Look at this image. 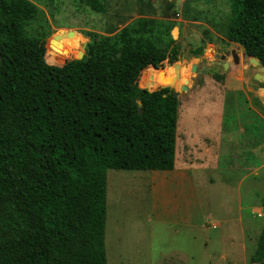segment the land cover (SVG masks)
I'll use <instances>...</instances> for the list:
<instances>
[{"label":"trees","instance_id":"obj_1","mask_svg":"<svg viewBox=\"0 0 264 264\" xmlns=\"http://www.w3.org/2000/svg\"><path fill=\"white\" fill-rule=\"evenodd\" d=\"M39 13L0 0V264H109L107 170L176 165L179 94L165 86L179 63L159 67L179 51L139 18L82 59L67 61L79 44L61 32L46 60L44 34L27 30ZM227 37L264 66V0H232ZM252 260L264 262V228Z\"/></svg>","mask_w":264,"mask_h":264},{"label":"rangeland","instance_id":"obj_2","mask_svg":"<svg viewBox=\"0 0 264 264\" xmlns=\"http://www.w3.org/2000/svg\"><path fill=\"white\" fill-rule=\"evenodd\" d=\"M30 1L40 13L27 30L30 35L44 34L46 60V48L57 33L64 32L68 44L66 33L73 31L80 37L78 51L86 52V42L114 36L139 18L152 20L155 34L169 50L178 48L180 78L185 72L179 85H187L188 90L170 82L179 94L180 129L194 127L191 115L199 111L213 114V120L214 115L224 114L226 130L238 141V146L229 144L218 168L202 156L203 147L198 151L201 160L190 164L187 143L184 158L177 152L183 162L178 168L187 169L190 177L182 187L174 183L173 171L108 169L105 240L109 264H264L252 260L264 228V134L261 152L258 141L255 148L251 137L239 135V125H245L249 133L257 121L247 118L249 99L244 93L228 91L235 71L232 57L227 68L215 65L220 55L236 49L237 65L245 69L248 79L256 87L262 82L254 77L259 66L250 62L239 44L228 40L232 0H106L105 13L79 0ZM197 49H202L198 55ZM195 57L200 60L196 62ZM77 58L78 53L67 61ZM168 63L166 59L159 68ZM204 97L206 103L195 104ZM259 110L264 115L263 104ZM205 120L199 119L200 123ZM247 140L248 146L242 144Z\"/></svg>","mask_w":264,"mask_h":264},{"label":"crops","instance_id":"obj_3","mask_svg":"<svg viewBox=\"0 0 264 264\" xmlns=\"http://www.w3.org/2000/svg\"><path fill=\"white\" fill-rule=\"evenodd\" d=\"M231 61V58L229 59ZM232 63V62H231ZM230 63V64H231ZM230 66V65H229ZM232 68H235V71H233L231 74V78L228 80V86H229V92H243L246 98L249 99V109L250 112L247 116V118H253L257 121V124L255 125V128L252 131L247 132V129L245 128V125L238 126V132L245 134L246 136H249L253 139V146L256 148L255 141H258L257 148H259V151L262 150V142H263V130H264V115L262 114L260 107L262 104L264 105V88L261 86H254L251 80L248 79L246 76L245 69L238 66L235 63L231 64ZM231 68V69H232ZM223 98V97H218ZM208 98H198L195 101V104L197 102H200V104L203 102H207ZM193 106V104L191 105ZM196 107V105H195ZM198 110V109H197ZM201 110V109H200ZM213 114L208 116L206 113L200 114V111L197 113H194L191 115L192 122L194 124V127H192L189 131L187 130H181L180 129V112H179V119H178V128H177V144H176V165L173 170H164V171H173L174 176V183L179 186H184L187 181L190 180L189 174L186 173L187 169L178 168L179 163H183L181 159L177 157V152L179 151L178 156L181 154V156L184 155V150L186 148L187 143L191 146V156H189V163L193 164L194 161H200V157L198 155V151L203 152V157L213 163L217 168L222 163V159L226 156V153L229 151V144L232 142L235 146H238V141L233 139L229 132V130H226L228 127L225 126L224 120L225 116L224 114H218L217 116L214 115V119H211ZM199 119L205 120L200 123ZM209 119V120H208ZM213 120V121H212ZM214 122V123H213ZM251 122V121H250ZM255 124V123H254ZM235 131V130H234ZM180 137H182L180 139ZM250 138V139H251ZM180 139V140H179ZM181 141V142H180ZM183 141V142H182ZM250 140L245 141L246 146H248ZM203 147V148H202ZM197 152V153H194ZM202 153V152H201ZM184 158V156H183ZM180 190V189H179Z\"/></svg>","mask_w":264,"mask_h":264},{"label":"water","instance_id":"obj_4","mask_svg":"<svg viewBox=\"0 0 264 264\" xmlns=\"http://www.w3.org/2000/svg\"><path fill=\"white\" fill-rule=\"evenodd\" d=\"M59 34H60V33L55 34V35L51 38V40L49 41V44H50V42H52V44L55 45L56 42H57V40H58V38H59V36H60ZM66 34H67L68 36H71V35H74L75 33H74L73 31H67ZM77 39H79L78 36H77ZM86 44H87V45H86ZM88 44H89V43L86 42V43L84 44V46H83V49H85L86 47H88ZM85 53H86L85 51H83V50H79V51H78V58H77V59H82V58L84 57ZM119 55H120V53H119ZM229 56L232 57V59H233V63L238 64V63L240 62V56H239L237 50H236V49H232L231 51H230V50L226 51L224 54H222V55L220 56L221 61H220L219 63H223V60H226V58L229 57ZM194 60L197 62V61L200 60V58H199V57H195ZM182 61L184 62V60H182ZM250 62L253 63V64H255V65H257V66H259V71H258L257 73H255V75H254L255 79H258L259 81L264 82V66L261 64L260 60H259L258 58H256V57H250ZM177 63H178V62L174 63L173 65H175V64H177ZM64 64H65V63H64ZM168 65L170 66V65H172V64L169 62ZM223 65H224L225 68H227V67L230 65L229 60L225 61V62L223 63ZM179 66H182V65L179 63ZM197 66H198L197 63H194L193 66H192V70H193V71H196V70H197ZM149 67H152V68H154V69H157L156 66H154V65H149L148 67L144 68L143 71L146 70V69L149 68ZM143 71H142V72H143ZM142 72H141V73H142ZM147 85H148V84H147ZM177 86H180V89H181V90H188V86L185 85V84L177 85ZM165 87H171V88H173V86H168V85L165 86ZM165 87H162V88H165ZM160 89H161V88L156 89V90H154V91H157V90H160ZM152 91H153V90H152ZM152 91H151V92H152ZM140 108H142V104H140Z\"/></svg>","mask_w":264,"mask_h":264},{"label":"flooded vegetation","instance_id":"obj_5","mask_svg":"<svg viewBox=\"0 0 264 264\" xmlns=\"http://www.w3.org/2000/svg\"><path fill=\"white\" fill-rule=\"evenodd\" d=\"M221 56V55H220ZM228 59H230V56L228 57V58H226V60H223V63L225 62V61H227ZM221 61V58L219 57V59L217 58L216 60H215V65H218V66H223V63H219Z\"/></svg>","mask_w":264,"mask_h":264},{"label":"bare ground","instance_id":"obj_6","mask_svg":"<svg viewBox=\"0 0 264 264\" xmlns=\"http://www.w3.org/2000/svg\"><path fill=\"white\" fill-rule=\"evenodd\" d=\"M184 76H185V72H182L179 84H181V82L185 80Z\"/></svg>","mask_w":264,"mask_h":264}]
</instances>
